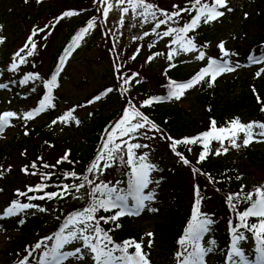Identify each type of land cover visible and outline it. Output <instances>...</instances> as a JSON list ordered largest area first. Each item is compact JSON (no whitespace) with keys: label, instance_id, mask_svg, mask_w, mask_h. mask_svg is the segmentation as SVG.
Segmentation results:
<instances>
[{"label":"rangeland","instance_id":"rangeland-1","mask_svg":"<svg viewBox=\"0 0 264 264\" xmlns=\"http://www.w3.org/2000/svg\"><path fill=\"white\" fill-rule=\"evenodd\" d=\"M109 2L113 4V9L109 12L106 20L103 17V21L105 22L104 28L100 20L96 21V27L90 30L89 34L80 42V46L77 49L75 48L71 56L67 58L65 71L62 74L61 86L57 89L54 96L57 102L56 107L48 108L45 112L35 116L34 119L28 120L25 119V115L35 109L40 99V91L44 88L45 80L52 71L56 57L60 52L65 51L66 46H63L67 41L71 42L80 24L77 23L78 16L76 15L71 22L74 26H71L72 31L70 33L68 32L58 37L54 33L53 37L49 40L41 39L35 42L37 47L34 54L27 56L30 48L25 49V53L22 56L26 57L27 62L19 65L15 72H10L8 69L13 62L14 54L21 47H24L34 29L38 31L36 25H30L33 15L38 14L41 9H44L46 12L50 11L53 9V5L48 2L39 5V3H35L32 0H0V25L3 26L0 36L4 37V43L0 44V84L7 85L6 88H0V114L8 111L17 114L15 117L10 118L9 126H7L5 133L2 134V138L0 139V146L6 141L14 146L15 141L25 139L30 132H35V129L40 126L45 130L50 129L63 142L66 141L71 144L78 142L80 140V136L78 135L80 123L76 124L74 120L62 123L59 117L65 115L67 110H70L74 106H77V108H74L73 115L79 121L89 120L94 115V112L100 109L107 111L114 106L116 107L118 105L117 98L122 97V100L125 99L124 93L117 86L112 89V92L108 93L107 99L110 101L102 98L87 106L83 101L88 100L97 92L100 93L109 81L112 80L115 83L116 80H113L115 77L119 80V72L120 74H129L131 71H137L139 74L146 75L157 72L163 73L165 69L172 68L169 67L170 64L180 65L184 72H193L201 65L205 67L208 58L218 59L220 57L221 51L217 45L222 41L230 53L232 65L236 66L239 64V67L237 71L225 73L223 74V78H217L220 81L218 86L220 91H230L231 89L232 92V83L234 81L238 83L242 82V79L238 76H243L241 74L248 73L253 75L254 78L264 79V73H261L259 77L256 75L261 68H264V64H255L244 70L241 68V61L239 59V53L242 52L241 46L244 44V40L251 37L255 31L254 29H246L244 21L246 18L245 12L251 10L250 4L252 0H228V7L232 11L227 12L222 9V11H225L223 17L216 22L206 24L204 28L206 37L196 44L199 50L206 53V58L203 61L195 59L198 54L197 52L181 53L169 61L167 55L171 48H179L178 45L172 44L174 36L161 38L156 33H152V28L156 21L143 23L142 18L135 16L131 11L128 14H122L120 7L116 6V0H109ZM27 12L29 13L27 14ZM156 14L160 19L161 15L158 12ZM122 15L123 24L120 23ZM163 31L165 29L162 27L156 30L157 33L161 34ZM145 32H149L150 34L144 36ZM113 40L117 41L118 47L114 45L113 51H111V42L114 44ZM45 43L47 47L44 48ZM149 45L152 46L149 47ZM114 49L117 50V53L114 52ZM9 50H11V53H7ZM156 53H161L162 55H155ZM134 55L135 59H132ZM150 56L154 58L149 62L148 58ZM124 63L127 64L126 68H124ZM117 68H119V72L116 71ZM30 69L38 71L37 75L39 79L30 80L29 84L24 87H18L14 82L15 78H19L25 71ZM152 80L153 76L150 80L144 82V89L147 88L153 92L158 88L161 89L160 92L164 91L162 84L155 83ZM131 83V87L141 86L143 79L136 77L131 80ZM131 87L128 91L132 89ZM224 87L225 89H222ZM238 89L239 87L236 90ZM195 90L193 93L188 92L181 99L176 100V104L182 105L187 110L191 107L195 108L197 105L196 97L200 92L197 86ZM133 96L139 100L141 94L136 95L134 93ZM53 121H56V123H53ZM135 122L137 121H133V123ZM254 131L259 130L255 129ZM121 139L127 140L129 143L147 144V148L136 149L135 151L137 155L147 153L148 162L156 165V170L150 174L153 183L149 185L148 189H145V194L153 191L155 198L152 201L145 202L147 207L140 215L131 216L130 218L131 226H134L139 231L141 239H143L150 264H156L153 259L157 260V257H155L157 253L155 248L157 247V238L159 236L157 229L166 219V208L169 204L170 195L173 192L179 195L180 200L176 199V203L180 202V208L189 205L192 202L193 195V174L190 172L189 167L180 161L178 162L180 163L178 167L181 168L182 175H175L173 173L175 168L178 170L176 167L177 157L168 145L161 142L160 137L156 135L149 125ZM257 139L264 138L257 137ZM242 141L243 134H241L237 143L242 144ZM26 144H29L28 139ZM224 146L229 150L226 154L219 155V158L233 170L232 173L235 180L243 186H248L251 188L250 190H254L258 186H264V170L257 166L264 160V143L253 142L248 147L241 146L237 149L232 148L228 141H225ZM218 147L219 145L216 149ZM121 153L124 154L123 151ZM16 154L18 152L15 151L13 156ZM26 157L27 152L20 151L16 159L22 160L26 159ZM18 168V162H13L8 158L0 163V173H2L0 175V189H2L0 191V213H2L10 201L13 191L25 185L26 177L18 173ZM121 171L118 161L114 169L109 171L106 179L107 182L114 180L115 176L119 177ZM7 172L9 173V177L4 176ZM152 208L157 209V211H150L149 209ZM50 215L55 217L53 213ZM50 215L47 212H39L36 209L21 214L20 217L25 216L27 221L38 223L45 221L43 225L35 229V233L31 235V239H37L41 233L50 229V221L52 220ZM10 219H0V224H3L2 228H0V264H7V258L3 254L4 248L10 244L13 237H19L23 234L22 230L17 227L16 220L14 222V220ZM146 233H153V236L149 238ZM149 239L152 240L151 247L147 246ZM209 242L205 235L202 241L204 246L214 248L213 253L209 254L207 258V264H214V257L219 248L215 245H210ZM75 246L78 245L66 246L65 250H73ZM242 247L245 255L248 257L253 245L247 240ZM91 263L90 259H85L82 262L74 259L71 260V264ZM254 263L252 262V264ZM65 264H69V262H65Z\"/></svg>","mask_w":264,"mask_h":264},{"label":"trees","instance_id":"trees-1","mask_svg":"<svg viewBox=\"0 0 264 264\" xmlns=\"http://www.w3.org/2000/svg\"><path fill=\"white\" fill-rule=\"evenodd\" d=\"M39 5L48 2L53 5V9L50 11H44L41 9L38 14H34L33 18L30 20V25H36L38 29V34L33 36V41L49 40L53 37V34L56 33V36L62 34H67L72 31L71 26H74L73 17H65L60 19L57 22V18L61 17L65 11L74 10L78 12L77 23L82 26L83 24L89 22L91 19L95 18V21L98 19L102 20V5L98 0H32ZM147 2L152 3L157 6L159 9L168 11H176L173 5H178L179 7H191L193 0H147ZM100 8L101 11L97 9ZM251 10L245 12V28L254 29L251 37L244 40V44L241 46L242 52L239 53V59L242 63L244 70H247V66L251 65L248 61V56L255 54L260 55L264 53V0H252L250 4ZM159 14L160 12L157 11ZM250 12V13H249ZM29 12H27L28 14ZM195 12H192V15H195ZM159 18V17H158ZM160 19H165L161 16ZM44 20H46L44 22ZM190 16L188 13H182L180 17L174 18L172 21H169L168 24L161 25L163 29L166 30L169 27L179 28L182 27L185 23L189 22ZM44 22V23H43ZM75 24V23H74ZM206 24H201L194 32L188 33L189 36L194 37V42H198L205 38V28ZM104 27V24H103ZM43 29L44 31H39ZM102 33V32H101ZM174 37L175 34H173ZM46 37V38H45ZM68 42V41H67ZM44 48L47 47L45 43ZM114 52L117 53L116 49ZM7 53H11V50ZM21 53V55H23ZM57 56V55H56ZM55 56V57H56ZM61 54L59 53L56 57V64L53 67L52 71H56L60 62ZM220 58L228 60V57H222L220 52ZM230 61V59H229ZM125 67L126 68V63ZM37 70L30 69L23 73L20 78H15V84L18 87H24L27 84L22 83L24 77L28 74H35ZM132 73H138V75L143 79V84L141 86L131 87V82L125 84L124 80H128ZM190 72H184L183 68L180 66H175L172 69L163 71V73L155 74H139L137 71H131L129 74H120V79L117 80L116 77L113 79L116 82L109 81L106 84V87L117 86L124 93L125 99L117 98L118 105L113 107L110 110L94 112V115L89 120H81L80 128L78 129V135L80 140L73 144L69 142H63L60 137H57L53 132L45 130L42 126L37 127L35 132H30V134L20 141H15V145H11L8 141L0 146V163L5 159L16 161L19 164L18 173L26 177L24 186L16 188L11 196L9 204L13 200H19L22 203H33L45 208L49 215L51 213L55 214L50 221V229L44 233H41L37 239H31V235L35 233V229L40 225H43V222H33L27 221L25 218V223L23 225L19 224L18 221L20 217H14L11 220H16L17 227L22 230L23 234L19 237H13L10 241V244L4 248L3 254L7 258L6 263L20 264V261L25 257H28V264L34 263L39 259L40 252L42 249H38L32 253L31 256L28 253L31 251L32 246L36 242L41 240V238L51 235L59 230L63 225L64 221L68 218L70 214L76 211H80L83 208L87 207L90 203L89 185H85V188L80 189L79 192H76L75 189H71V195H66L63 199L56 198L54 200H28L27 197L18 196L17 190L21 192H28L29 187H35L38 184H46V187L43 191L37 192H28V196H40L44 192H53L60 191V187L64 184H73L82 182L83 176H88L89 179L95 180L96 183L101 181L107 183V176L111 169H114L116 163L115 161L113 166L101 175L100 173H88L87 168L95 161L97 154L101 150V146L104 144L106 137L109 135V132L113 129L114 125L119 121L125 109L135 106L147 117V119L154 123L158 131V137H160L161 142L166 145H170L171 141L168 137H171L173 140H182L184 138L196 137L201 133H204L209 130L210 120L214 119L217 122V128L226 126L228 122L232 121L234 118H239L241 122H264V112L261 111V107H264V79L254 78L251 74H241L240 79L242 82L239 83L234 81L232 83V92L230 91H220L218 86L220 81L217 80L212 87H209L208 84L201 83L197 85L200 92L196 97L197 105L196 107H191L189 110L184 108L182 105L176 104L171 100H165L163 103H153L150 106H143V102L159 93L161 89H155L153 92L144 89V82L150 80L153 76V82L162 84L168 89L167 85L170 80H175L178 78L188 77ZM126 75V78L124 79ZM152 75V76H150ZM52 76V75H51ZM51 76L48 80L51 79ZM122 77V78H121ZM223 78V77H221ZM47 80V81H48ZM118 83V85H117ZM229 83V82H228ZM58 86L53 89L52 96L56 95L57 89L61 86V78H57ZM132 88L130 91L129 88ZM239 87L238 90H236ZM160 88V87H159ZM126 89V91H125ZM203 89V90H202ZM222 89H225L222 88ZM195 89H191L190 93H193ZM121 92V93H122ZM141 94L139 100L133 96V94ZM167 91L162 97H166ZM47 94V88L45 84L44 91L40 92V100L44 95ZM257 96L260 98V103L257 101ZM108 98V97H107ZM89 100V99H88ZM91 100V98H90ZM110 101L109 99H107ZM56 100H54L55 102ZM87 100L84 101L85 105ZM77 108L74 106L70 110ZM68 110V111H70ZM245 120V121H243ZM259 130V129H257ZM3 132V131H2ZM1 133V132H0ZM118 137V133H117ZM29 141V144H26V141ZM116 142L119 143L120 138H115ZM219 144L216 141H212L210 149L212 152L215 151L216 147ZM111 147V145H110ZM170 147V146H169ZM191 149L189 151L188 149ZM171 149V148H170ZM177 151L181 152L183 156L190 161V164H185L189 167L190 172L193 174V184H192V202L184 208H180V202L176 203V199L180 200L179 195L172 193L170 195L169 204L166 208V219L163 223L158 226L157 232L159 236L157 238L158 244L155 248L157 251L153 259L156 264H177L175 258V253L183 251L182 248L178 245V240L183 235L188 223L191 220V215L194 209L195 196V187L199 186L200 195L204 197L201 201L200 209L203 213L207 214L208 218L213 220V224L209 226L210 230L206 233V238L209 241H215V246L218 249L216 256L214 257V264H227L226 262V253L230 250L231 239H232V227L238 223V211H242L246 206L242 201L234 200L233 203L237 205L236 209L231 208L227 201L226 197L229 194L237 193L241 190L240 182L236 181L232 169H230L224 162L216 155H210L205 161L199 162L198 158L201 152L203 151V146L199 143L192 145H177ZM26 151V159H16L18 154L13 156L14 152ZM123 151V148L122 150ZM65 153H69L68 160L57 164V161L64 157ZM120 155H123L125 159L127 156L120 152ZM14 157V158H13ZM177 160L183 161L177 157ZM177 161V168L173 170L175 175H182L180 167ZM35 164L36 167H32ZM47 164L49 166L55 165V168L44 167ZM121 166V172L119 177L115 176L109 182L111 185H116L120 189L127 188V179L128 176L126 173L129 171L123 164L119 162ZM102 166V165H101ZM259 166L264 170V160L259 163ZM25 167L28 168V172L25 173L22 171ZM197 169L198 171H193ZM172 170V168H171ZM75 171L81 179H76L72 177H65V173H70ZM34 173V174H33ZM49 176V179H44L45 175ZM4 175V174H3ZM16 176V174L14 173ZM4 176L9 177L7 172ZM97 177H99L97 179ZM212 182H209V181ZM120 183L117 185L116 182ZM114 183V184H113ZM248 186H243V192L246 194L250 191ZM7 204V206L9 205ZM6 206V207H7ZM33 209H29L30 211ZM112 212H105L103 210L96 213L97 218L100 216H109L112 215ZM131 216L121 217L117 223L120 224L119 228L115 227V224L104 223L100 221V226L105 230L112 229L109 233L113 240L116 243H121L124 240L134 239L136 241H141V235L134 226H131ZM250 223L252 221H249ZM17 229V228H15ZM244 232L247 239L245 241H250L251 244L255 245V248L252 249L250 254L256 256V247L257 241L252 233L247 232L246 230L241 229ZM241 242V247L245 243ZM54 241H49V246L52 245ZM243 248V247H242ZM129 251H134V249H129ZM143 251L146 253L145 248ZM92 264V263H91Z\"/></svg>","mask_w":264,"mask_h":264},{"label":"snow or ice","instance_id":"snow-or-ice-1","mask_svg":"<svg viewBox=\"0 0 264 264\" xmlns=\"http://www.w3.org/2000/svg\"><path fill=\"white\" fill-rule=\"evenodd\" d=\"M40 2V0H38ZM102 5V16L107 19L109 12L113 9V4L109 0H98ZM127 5V6H125ZM116 6L120 7L122 14H128L130 11L142 18L143 23H151L156 21L152 28V33H156L161 38L171 37L175 34L176 38L172 41V44L178 45L179 48L172 47L167 55L169 61L181 53L187 54L191 52H197L195 59L203 61L206 58V53L199 50L194 37L188 35L190 32H194L201 24H211L212 22L218 21L225 15V11L231 12L232 9L228 7V0H193L191 7H179L173 5L176 11L168 12L163 9H159L147 0H116ZM101 11L100 8L97 9ZM157 11L165 19H159L157 17ZM195 12V15H192ZM182 13H188L190 16L189 22L185 23L182 27L174 28L169 27L163 33H157L156 30L161 25L168 24L174 18H178ZM79 13L74 10L65 11L61 17L57 18V22L65 17L76 16ZM247 15V14H245ZM123 15L120 18V23L123 24ZM135 26V25H133ZM95 18L91 19L85 27H83L76 36L73 37L72 43L65 49L64 56L61 57L59 62V68L51 76V79L46 82L47 94L39 101L38 107L32 111L26 113L25 119L31 120L35 116L42 112H45L48 108L54 107L52 92L55 87L58 86L57 78L60 71L63 70V66L66 63L68 57L71 56L75 48L80 46V42L84 37L89 34L90 30L95 28ZM3 26L0 25V31ZM39 31H44L40 29ZM36 29L33 30L29 36L28 41L24 47L17 51L13 56V62L11 63L8 71L15 72L19 65L26 63V57L22 56L21 53L25 52V49L30 50L27 52V56H32L36 50V43L32 37L37 35ZM150 33L145 32L144 36H148ZM46 38V37H45ZM142 39V37H141ZM4 43V37L0 36V44ZM152 45H149L151 47ZM217 47L222 53V57H228L229 51L225 48V43L220 42ZM138 52V50H137ZM155 55H162L156 53ZM154 57L150 56L148 61L150 62ZM135 59V55L132 57ZM248 61L250 64H264V53L260 55H249ZM169 67H175V64H170ZM239 67L237 64L235 67L232 66L229 60L208 58V62L199 72H197L190 80L186 82H177L170 80L168 87V93L166 97H150L143 102V106H150L153 103L161 102L165 99H181L187 90L194 88L201 83H207L209 87H212L216 82L217 78L225 73L233 72ZM119 72V68L116 69ZM261 73H264V68H261L256 75L259 77ZM138 75V74H134ZM122 78V77H121ZM39 79L38 75L28 74L24 77L22 83L27 84L29 80ZM124 83H129V80H124ZM139 83V81H137ZM7 85L0 84V88H6ZM35 90V89H33ZM111 88L106 89L101 95H97L90 100L88 103H94L102 99V96L112 92ZM126 91V89H125ZM257 101L260 103V98L257 96ZM75 109L68 111L65 115L59 117L62 123H67L69 120H74L76 124L80 121L73 115ZM261 111L264 112V107H261ZM15 112H4L0 114V132L7 126H9L10 118L15 117ZM139 118V119H137ZM133 121H137L133 123ZM56 123V121H53ZM146 125H150L152 129L160 131L154 123H151L147 117L143 116L135 106H131V109H125L122 118L117 121L109 135L106 137L104 144L101 146L100 152L97 154L95 161L87 168L88 173H100L101 175L107 169L113 166V163L119 160L129 171L126 173L127 188L120 189L116 185H111V182L96 183L95 180L89 179L88 176L82 177V182L71 185L64 184L60 187V191L44 192L40 196H28V192L43 191L48 185L38 184L35 187H29L28 192H21L17 190L18 196L27 197L28 200H54L56 198L63 199L66 195H71V189H75L79 192L80 189L85 188V185H89V197L90 203L87 207L80 211L73 212L64 221L63 225L59 230L51 235L41 238L35 245L32 246L31 251L28 253L32 255L38 249H42L40 252L39 259L36 264H65L71 260L84 261L90 259L92 264H150L147 253L143 251V239L136 241L134 239L124 240L121 243H116L112 236L109 234L112 229L105 230L100 226V221L109 224H115L116 228L120 227L117 223L124 216H138L147 207L146 201H152L155 198L153 191H149L145 194V189H148L149 185L153 183L150 178L152 171L156 170V165L148 162L147 153L137 155L136 149L147 148V144L129 143L127 140L121 139L120 143L116 142L115 138H123L130 136L132 133L138 132L140 129L145 128ZM259 129V131H254ZM118 133V137H117ZM27 135V133H25ZM243 134L242 144H238L237 140ZM257 137L264 138V122L251 121L243 123L240 119L234 118L228 122L226 126L217 128V122L212 119L210 120L209 130L199 134L196 137L184 138L182 140H173L171 137L168 139L171 141L170 148L179 157L184 164H190L183 154L177 151V145H192L201 144L203 151L199 155L198 161H205L210 155L219 156L226 154L228 148L224 146L225 141H228L232 148L248 147L253 142L264 143V139H257ZM212 141H216L219 147L212 152L210 145ZM111 145V147H110ZM126 149L127 159L123 155H120L121 150ZM191 151V149H188ZM69 153H65L64 157L57 161V164H61L68 160ZM102 165V166H101ZM32 167H36L35 164ZM44 167L55 168V165L49 166L47 164ZM25 173L28 172V168L22 169ZM198 171L197 169L193 170ZM34 174V173H33ZM2 175V173H0ZM65 177H72L81 179L75 171L65 173ZM99 177H97L98 179ZM44 179H49L46 174ZM239 179V177H237ZM209 182H212L211 180ZM120 182L117 181L118 185ZM158 183V181H156ZM2 191V189H0ZM194 209L191 215V220L188 223L183 235L178 240V245L183 251H177L175 258L177 264H207V258L209 254L213 253L214 248L209 246L205 247L202 243L206 233L209 232V226L213 224V220L208 218L207 214L203 213L200 209L201 201L204 199L200 195L199 186L195 187ZM132 201L130 203L129 201ZM234 200L242 201L246 206L242 211H238V223H236L232 229V239L230 250L226 253L227 264H252V262L245 255L241 242L247 239L241 229L252 233L257 241L255 264H264V186H258L254 191L248 193L243 192V186L241 190L234 194H229L226 197L228 205L236 209L237 205L233 203ZM29 209H36L39 212L47 211L45 208L33 204V203H22L19 200H13L2 213H0V219L19 217L22 213H25ZM112 212L109 216H100L97 218L96 213L99 211ZM150 211H157V209H149ZM249 221H252L251 223ZM19 224L23 225L25 220L19 219ZM151 238L153 233H146ZM54 241L51 246L48 242ZM75 246L73 250L66 251V246ZM152 240L149 239L147 246L151 247ZM210 245H215V241H210ZM134 249V251H129ZM20 264H28V257H25L20 261Z\"/></svg>","mask_w":264,"mask_h":264}]
</instances>
